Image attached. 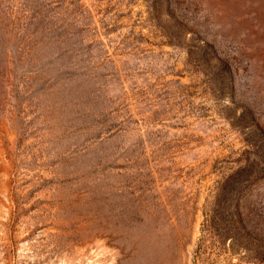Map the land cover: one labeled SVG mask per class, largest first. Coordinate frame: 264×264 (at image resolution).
<instances>
[{
    "label": "rangeland",
    "instance_id": "rangeland-1",
    "mask_svg": "<svg viewBox=\"0 0 264 264\" xmlns=\"http://www.w3.org/2000/svg\"><path fill=\"white\" fill-rule=\"evenodd\" d=\"M0 264H264V0H0Z\"/></svg>",
    "mask_w": 264,
    "mask_h": 264
}]
</instances>
